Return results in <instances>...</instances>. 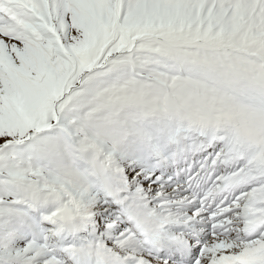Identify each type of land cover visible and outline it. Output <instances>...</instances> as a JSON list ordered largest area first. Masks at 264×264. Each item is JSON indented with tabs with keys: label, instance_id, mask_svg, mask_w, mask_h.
Masks as SVG:
<instances>
[{
	"label": "snow or ice",
	"instance_id": "6c2138e0",
	"mask_svg": "<svg viewBox=\"0 0 264 264\" xmlns=\"http://www.w3.org/2000/svg\"><path fill=\"white\" fill-rule=\"evenodd\" d=\"M0 264H264V0H0Z\"/></svg>",
	"mask_w": 264,
	"mask_h": 264
},
{
	"label": "rangeland",
	"instance_id": "374dc122",
	"mask_svg": "<svg viewBox=\"0 0 264 264\" xmlns=\"http://www.w3.org/2000/svg\"><path fill=\"white\" fill-rule=\"evenodd\" d=\"M112 101L106 94H101L98 98L93 101V109L102 113V116L107 117L110 115V105ZM118 108L125 113L132 115L137 111L136 104L131 101H121L118 104ZM258 153H253L252 156L255 157ZM67 162L69 165L77 166L78 162L72 157V154H68ZM30 179H36V177H30Z\"/></svg>",
	"mask_w": 264,
	"mask_h": 264
}]
</instances>
